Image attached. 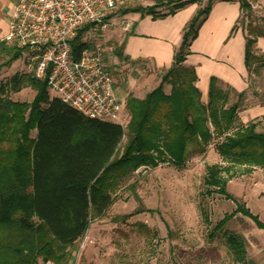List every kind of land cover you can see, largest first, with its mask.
Instances as JSON below:
<instances>
[{
  "label": "trees",
  "instance_id": "obj_1",
  "mask_svg": "<svg viewBox=\"0 0 264 264\" xmlns=\"http://www.w3.org/2000/svg\"><path fill=\"white\" fill-rule=\"evenodd\" d=\"M216 1L159 0L153 6L119 11L123 15L140 12L164 17L191 3H201L184 28L172 65L161 72L159 84L143 98L128 99L130 120L125 127L87 117L60 99L51 98L47 74L37 77L34 71L23 77L19 73L12 76L15 91L20 90L24 79L36 91L31 102L13 100L0 83V264H41L44 259L69 263L75 243L93 221L105 214L117 188L129 176L142 166H158L161 158L183 167L190 157L206 152L213 133L222 136L216 150L227 165H207L205 191L211 193L215 188L237 202L227 189L224 174L233 164L264 169V131L258 130L261 121L238 123L240 100L226 107L230 92L215 76L210 79L208 103H201L195 86L196 70L184 64ZM251 1L239 0L243 25L252 11ZM162 6L166 12L157 9ZM90 27L81 29L71 41L75 58L96 49L82 40ZM244 27L248 31L245 65L249 72H259L264 68V53H258L255 44L258 37H264V27L252 21ZM3 50L9 57L0 64V75L3 66L24 53L15 45H4ZM209 119L214 131L207 125ZM33 130L37 131L34 137ZM236 204L214 230L237 213L264 228L249 207ZM140 227L148 232L142 224ZM225 240L231 252L244 253L239 235L226 231Z\"/></svg>",
  "mask_w": 264,
  "mask_h": 264
},
{
  "label": "rangeland",
  "instance_id": "obj_2",
  "mask_svg": "<svg viewBox=\"0 0 264 264\" xmlns=\"http://www.w3.org/2000/svg\"><path fill=\"white\" fill-rule=\"evenodd\" d=\"M251 4L252 11L249 18H244V26L252 21L264 27V0H252ZM9 5L10 0H0V64L9 57L3 50L4 45L13 46L2 40ZM132 5L133 2L124 1L111 15H118L121 9ZM123 24L121 21L114 27L122 29ZM111 28L107 20L104 26L86 31L82 40L99 47L103 55L111 53L104 59L115 74L114 63L119 50L116 37L111 35ZM35 68L33 55L26 52L10 65L3 66L0 83L6 87V94L15 101L31 102L36 91L26 84L25 79L20 90L15 91L11 79L16 73L22 77L30 75ZM169 89L167 85L165 90L168 92ZM207 125L214 131L210 119ZM258 130L264 131V125ZM36 134L37 131L33 130L32 136ZM221 138V134L213 133L206 152L190 157L183 167L173 164L169 158H161L158 166H142L129 176L117 188L115 200L105 214L93 221L86 234L75 243L68 264H164L171 260L185 264L191 261L209 264L227 259L225 245L222 249L212 245L213 228L225 215L235 210L236 203L245 204L253 213L260 210V219L264 221V211L259 209L255 199L256 186L259 187L258 191L264 193V169L230 165L232 168L224 175L228 181L227 189L237 202L227 199L215 188L207 193L204 183L207 165H227L216 150ZM202 210L206 212L208 220ZM229 221L253 220L237 213ZM226 231L229 230L218 229L222 243L225 242Z\"/></svg>",
  "mask_w": 264,
  "mask_h": 264
},
{
  "label": "crops",
  "instance_id": "obj_3",
  "mask_svg": "<svg viewBox=\"0 0 264 264\" xmlns=\"http://www.w3.org/2000/svg\"><path fill=\"white\" fill-rule=\"evenodd\" d=\"M14 1L10 0V5ZM121 1L133 2L130 7H146L155 5L159 0ZM200 7L201 3L196 2L164 17L129 12L113 15L109 19L113 32L111 35L116 37L119 50L117 61L114 63L115 74L110 71L105 59L104 62L115 79V95L122 104L124 113H129L127 102L131 96L143 98L159 84L161 72L172 65L186 24ZM157 9L167 11L163 6ZM243 16L239 0H217L201 25L198 36L192 42L191 52L184 64L196 70L198 79L195 86L200 92L201 103H208L210 79L215 76L219 79L221 87L230 92L228 105L240 100L238 123L261 121L259 128L264 125V68L259 72H249L245 65L248 31L242 24ZM121 21L124 23L122 29L114 27ZM255 48L258 53H264V37H258ZM110 54L108 52L103 57ZM258 189L256 186L255 199L259 209L264 211V193ZM259 211L254 214L258 213L259 216ZM261 222L264 223L262 220ZM225 229L243 239L244 253L236 255L231 252L226 240L222 243L221 235L216 229L213 230V236L211 235L212 245L221 249L225 245L227 259L209 264H264V228L258 226L255 221H226L222 231ZM217 238L222 241H217ZM164 264L185 263L171 260ZM189 264L196 263L191 261Z\"/></svg>",
  "mask_w": 264,
  "mask_h": 264
},
{
  "label": "built area",
  "instance_id": "obj_4",
  "mask_svg": "<svg viewBox=\"0 0 264 264\" xmlns=\"http://www.w3.org/2000/svg\"><path fill=\"white\" fill-rule=\"evenodd\" d=\"M121 3V0H15L6 10L2 40L33 55L37 77L48 75L51 98L60 99L87 117L125 127L130 113L123 112L116 98L115 79L101 50L98 47L75 58L71 45L84 27L104 26ZM41 264L56 263L44 259Z\"/></svg>",
  "mask_w": 264,
  "mask_h": 264
},
{
  "label": "water",
  "instance_id": "obj_5",
  "mask_svg": "<svg viewBox=\"0 0 264 264\" xmlns=\"http://www.w3.org/2000/svg\"><path fill=\"white\" fill-rule=\"evenodd\" d=\"M145 167H147V166H145Z\"/></svg>",
  "mask_w": 264,
  "mask_h": 264
}]
</instances>
